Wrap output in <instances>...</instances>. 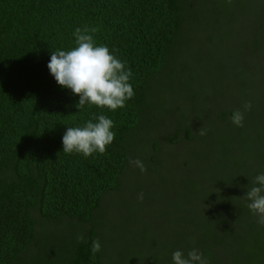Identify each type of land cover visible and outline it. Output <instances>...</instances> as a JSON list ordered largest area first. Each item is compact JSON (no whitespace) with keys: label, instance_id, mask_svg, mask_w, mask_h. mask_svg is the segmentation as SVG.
<instances>
[{"label":"trees","instance_id":"1","mask_svg":"<svg viewBox=\"0 0 264 264\" xmlns=\"http://www.w3.org/2000/svg\"><path fill=\"white\" fill-rule=\"evenodd\" d=\"M238 2L0 0V264H173L175 251L186 256L192 249L208 264H264V226L244 198L264 174V81L249 83V72L258 71L246 65L264 50V15L250 33L231 39L224 17ZM86 26L98 29L89 33L96 45L133 73L135 96L124 108L86 103L79 110V96L58 85L47 67L52 52L76 47L73 33ZM201 26L207 27L202 36ZM225 39L226 53L212 60L213 42ZM232 53L236 75L224 62ZM214 75L221 94L238 92L251 109L219 106L210 111L211 127L174 120L164 134L147 137L158 131L154 122L183 117L172 97L193 104L202 93L213 97L216 85L206 89ZM236 110L244 112L243 127L232 122ZM100 115L114 123L106 152H63L67 127L97 123ZM160 137L170 144L185 138L179 162H168V170L159 160ZM135 159L148 173L174 171L177 179L168 187L165 178L157 182L163 198L143 197L157 219L150 226L133 205L144 183H122ZM119 193L128 208L108 218L104 206ZM97 239L102 250L92 255Z\"/></svg>","mask_w":264,"mask_h":264},{"label":"clouds","instance_id":"2","mask_svg":"<svg viewBox=\"0 0 264 264\" xmlns=\"http://www.w3.org/2000/svg\"><path fill=\"white\" fill-rule=\"evenodd\" d=\"M96 28H76L73 35L75 44L71 50H58L52 52L47 65L51 75L62 88L70 89L74 95L79 96L77 108L82 109L85 104L115 111L126 106V101L135 96L129 82L133 73L125 68V64L117 59L106 46H97L93 35ZM245 110L251 109V104L244 105ZM95 119V117H94ZM232 122L238 127H243L244 112L236 110ZM113 121L105 115L98 117V122L89 120L83 127H67L62 137L63 152L82 153L85 157L94 152L105 153L107 146L115 138ZM197 133L205 135V130L200 128ZM129 163L138 167L141 172L146 167L139 159L130 160ZM255 184L244 196L250 201L247 205L254 215L258 217L257 223L264 226V174L255 178ZM143 199V194L139 195ZM83 234L77 236V242H83ZM99 240H93L92 255L101 252ZM173 264H208L207 259L197 249H192L185 256L184 252L177 250L172 255Z\"/></svg>","mask_w":264,"mask_h":264},{"label":"rangeland","instance_id":"3","mask_svg":"<svg viewBox=\"0 0 264 264\" xmlns=\"http://www.w3.org/2000/svg\"><path fill=\"white\" fill-rule=\"evenodd\" d=\"M264 15V0H239L238 3L233 4L231 9H229V13L225 15L224 19L230 17L229 25L227 24V29H229L230 32L228 34L230 35L229 38L233 39L235 38L236 34H248L249 28L255 29L256 28V20H258L261 15ZM264 17V16H263ZM223 24V21L220 22L218 25L219 27ZM261 24H264V19L261 22ZM222 27V26H221ZM206 26H201L199 29H201L200 36H202L203 32L206 30ZM262 34L264 35V30H260ZM250 33V32H249ZM233 42V41H232ZM216 46V50L210 48V53H213L212 60L217 59L220 54H224L227 51V43L228 41L222 40L220 42L214 41L213 42ZM208 44L205 46V48H202L200 51L203 53L205 50V53L208 52L207 50ZM207 51V52H206ZM213 51V52H212ZM204 53V54H205ZM235 53H232V58L228 57L225 59V64L227 65L226 71L228 74L234 75L235 74V68H236V62H235ZM247 67L252 69L253 71H258V74L256 73H250L249 76L251 79L248 80L250 83L255 80L260 79V81H264V50L260 52V55L252 56L251 59H249L246 63ZM199 72V69H197ZM248 71V70H247ZM201 73V72H200ZM236 75V74H235ZM203 77V75H201ZM201 76H198L199 79H202ZM253 78V79H252ZM204 79V77H203ZM212 81L209 82V89L207 88V93L211 92L212 89H216L214 85H216L217 90L214 94L216 95L217 99L213 97H209L208 95L202 93L200 94V104H193V102L190 99H184L180 97H172L173 100L171 101V105H178L180 107V110L178 113H182L183 117H180L179 119L176 118V115H173L172 117L167 116L163 118L162 121L157 122V124L154 122L155 125H152V127H159L158 131L152 132L149 131L148 136H156L160 134H164L166 131V127H171V124L175 121H179L180 123L186 122L190 123L191 125H194L196 127H206L208 124L209 127L214 125V114L215 112H210L213 110V108H219V106L224 105H231V103L236 104V102L244 103L245 96L241 95L240 93H230V95L227 94H221L219 92V86H218V78L216 75L210 78ZM222 95V96H221ZM223 95L228 97V100L223 99ZM255 97H259V94H254ZM153 100H156V97L153 96ZM257 102L256 104H258ZM159 111L161 110L158 109ZM170 110V109H169ZM174 110H170L169 112H173ZM165 115L168 114L164 113ZM163 122V123H162ZM141 137V136H140ZM138 136V138H140ZM164 137V136H163ZM163 137H160L157 139L160 143L161 150L163 149L162 154L159 155L160 164L162 165L164 163V167H162L165 170H168V162H170L172 165L176 166L177 162H179L181 157H177L179 155L176 154H183L181 151L182 144L184 142V137L181 138L179 144H170L169 141L164 140ZM149 148L146 147V150L148 151ZM175 154V156H174ZM185 155H189V151L185 150ZM192 156V155H190ZM129 163V167L123 171L122 174V183L123 185H126L127 187H130L131 185L135 184L136 181L143 182V189L140 190L139 194H143V197H149L148 193L151 194L150 198H154V200H157L159 198H163L160 194L162 193L163 189L162 185H166V187L169 186V184L173 181H176V176L174 175V171H166V172H156L154 173H148V166L145 165L146 171L141 172L138 167H135L134 165H131ZM197 166V165H196ZM195 166V168H196ZM162 178H165L168 182L162 183V185L157 188V182L164 180ZM122 194H116L112 202L110 203L111 206H104V213H108L109 217H115L118 215L125 213V210L128 208L123 203ZM134 212L135 215L139 214L142 222L146 223L148 226L151 224H154V222L157 221L155 212L152 210L153 207L149 206L144 199H139V195L135 196L134 198ZM126 215V214H125ZM133 216V215H132ZM105 218V216H104ZM147 227V226H146ZM148 228V227H147Z\"/></svg>","mask_w":264,"mask_h":264}]
</instances>
